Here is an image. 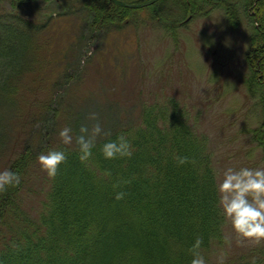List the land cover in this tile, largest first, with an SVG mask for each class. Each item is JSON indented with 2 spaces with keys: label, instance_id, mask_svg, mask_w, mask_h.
Wrapping results in <instances>:
<instances>
[{
  "label": "trees",
  "instance_id": "1",
  "mask_svg": "<svg viewBox=\"0 0 264 264\" xmlns=\"http://www.w3.org/2000/svg\"><path fill=\"white\" fill-rule=\"evenodd\" d=\"M41 1L52 0H0L9 5L0 9V66L8 72L0 78V99L8 103L27 68L29 43L49 22L27 20L21 12ZM79 1L93 32L147 23L175 40L180 27L214 8L224 11L232 28L239 26L244 11L253 26L245 84L263 109L251 138L264 157V0ZM122 133L133 145L132 156L104 158L103 143ZM55 148H63L67 160L54 178L48 176L49 189L36 217L21 208L20 193L40 152L33 156L26 150L9 166L20 173L21 183L0 192V229L9 231L8 241L0 245V264H190L197 237H202L205 257L213 244L223 242L225 220L217 204L211 152L177 103L170 109L145 107L140 124L96 142L87 160L79 158V147ZM180 156L188 158L185 163L178 162ZM121 191L125 195L118 200L115 194Z\"/></svg>",
  "mask_w": 264,
  "mask_h": 264
},
{
  "label": "rangeland",
  "instance_id": "2",
  "mask_svg": "<svg viewBox=\"0 0 264 264\" xmlns=\"http://www.w3.org/2000/svg\"><path fill=\"white\" fill-rule=\"evenodd\" d=\"M0 9L9 5L1 3ZM240 14L239 26L232 28L224 11L214 8L180 27L175 40L147 23L93 32L79 0L29 4L22 9L24 18L49 22L44 33L29 41L32 52L25 54L28 65L13 102L0 99V169L9 168L26 150L36 156L49 144L64 145L59 130L65 126L73 129L74 137L65 146L75 148L81 126L91 131L101 124L103 133L96 143L140 124L145 107L158 104L170 109L172 102L206 138L216 179L227 166L264 165L262 151L251 138L262 122L263 109L245 84L253 26L244 11ZM15 68L20 69H11ZM7 73L0 66V78ZM47 182L36 157L20 193L21 208L30 217L41 210ZM0 230L1 245L8 241L9 231ZM222 235L223 242L213 244L206 255L208 264H219L221 256L223 264H250L252 256L264 264V241L240 245L228 222Z\"/></svg>",
  "mask_w": 264,
  "mask_h": 264
},
{
  "label": "clouds",
  "instance_id": "3",
  "mask_svg": "<svg viewBox=\"0 0 264 264\" xmlns=\"http://www.w3.org/2000/svg\"><path fill=\"white\" fill-rule=\"evenodd\" d=\"M95 116V114H93ZM80 135L75 137L79 145L81 160H87L93 155L95 139L103 133L102 126L97 122L91 129L81 126ZM61 142L64 145L73 143V129L65 126L59 130ZM101 152L106 159L117 157H131L133 145L127 138V134H120L115 139H109L103 143ZM183 164L187 157H177ZM67 160V153L63 148H50L41 151L37 156V162L47 175L54 178L58 174L60 166ZM21 183L19 172L11 168L0 169V192L7 191L9 186L15 187ZM217 204L220 214L225 222L231 224L232 231L237 237V243L244 245L248 242L260 243L264 241V165L227 166L223 168L216 179ZM124 192H117L116 199H122ZM230 242L231 237L225 236ZM202 237H197L191 245L190 264H208L205 255L200 251ZM219 264H223V256L219 257ZM250 264H257V257H250Z\"/></svg>",
  "mask_w": 264,
  "mask_h": 264
}]
</instances>
